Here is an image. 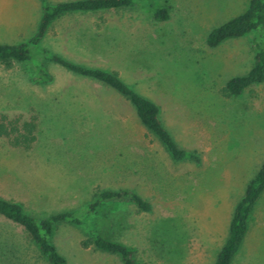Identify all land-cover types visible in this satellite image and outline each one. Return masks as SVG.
Masks as SVG:
<instances>
[{
    "label": "rangeland",
    "instance_id": "374dc122",
    "mask_svg": "<svg viewBox=\"0 0 264 264\" xmlns=\"http://www.w3.org/2000/svg\"><path fill=\"white\" fill-rule=\"evenodd\" d=\"M248 6L249 0H169L164 22L138 7L75 14L55 23L41 42L70 62L116 72L154 101L177 143L199 152L200 165L174 162L131 104L108 87L53 63H47L53 82L39 85L31 62L0 64V113L38 124L29 153L0 138V197L43 218L80 209L97 188L133 189L152 211L116 204L111 215L123 219L115 239L134 248L140 264H214L234 208L264 162V84L228 95L226 83L251 68L250 37L217 48L206 39ZM41 17L38 0H0V44L28 41ZM114 147L150 161L141 171L106 170L111 164L100 155ZM12 232L21 235L0 216V237ZM84 239L83 228L64 225L53 242L68 264H121L83 248ZM233 264H264V192Z\"/></svg>",
    "mask_w": 264,
    "mask_h": 264
},
{
    "label": "trees",
    "instance_id": "16d2710c",
    "mask_svg": "<svg viewBox=\"0 0 264 264\" xmlns=\"http://www.w3.org/2000/svg\"><path fill=\"white\" fill-rule=\"evenodd\" d=\"M38 1L42 4V17L36 33L20 44H0V64L10 68L15 62H31L32 80L39 85L53 82V76L47 67V63H53L75 75L108 87L131 104L141 126L162 145L174 162H193L200 165L199 152L180 146L166 128L161 120L160 107L138 93L116 72L76 64L41 47L48 30L67 16L138 7L148 12L155 21L164 22L170 17L169 0H73L58 3ZM244 37H250L254 57L247 73L231 78L225 85V92L235 97L241 96L252 86L264 84V0H249L247 10L212 29L206 43L210 48H217L229 40ZM37 132L35 118L23 120L20 116L9 117L0 113V138L5 139L12 150L29 153L37 141ZM99 159L111 164L106 170L119 173L132 167L141 171L140 168L147 166L150 161L146 157L132 155L115 147L109 152L104 151ZM139 171L136 169V173ZM151 172L149 170L142 175L146 177ZM263 192L264 162L246 184L243 196L234 208L227 239L214 264H233L248 232L255 205ZM116 204L132 205L138 213L152 211L149 200L128 188H97L80 209H65L43 218L30 214L19 202L0 197V216L21 229V235H15L13 231L10 236L3 234L0 237V264H68L53 242L59 228L64 225L85 230V239L81 243L83 248L92 247L96 251L116 257L121 264H140L135 257L134 248L115 239L114 228L123 220H115L111 215Z\"/></svg>",
    "mask_w": 264,
    "mask_h": 264
}]
</instances>
